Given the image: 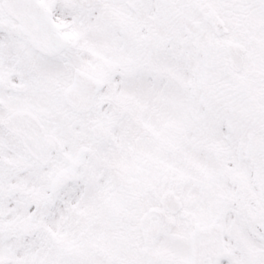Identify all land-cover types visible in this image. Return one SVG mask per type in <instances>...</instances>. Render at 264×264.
<instances>
[{
    "label": "snow or ice",
    "instance_id": "6c2138e0",
    "mask_svg": "<svg viewBox=\"0 0 264 264\" xmlns=\"http://www.w3.org/2000/svg\"><path fill=\"white\" fill-rule=\"evenodd\" d=\"M0 264H264V0H0Z\"/></svg>",
    "mask_w": 264,
    "mask_h": 264
}]
</instances>
